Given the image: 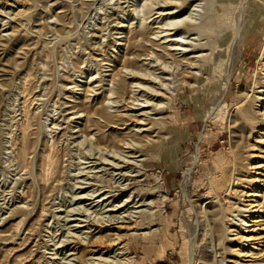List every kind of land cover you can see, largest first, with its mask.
I'll list each match as a JSON object with an SVG mask.
<instances>
[{
  "label": "rangeland",
  "instance_id": "1",
  "mask_svg": "<svg viewBox=\"0 0 264 264\" xmlns=\"http://www.w3.org/2000/svg\"><path fill=\"white\" fill-rule=\"evenodd\" d=\"M199 1L182 83L186 66L161 48L144 56L147 38L162 42L148 0H0V264H216L211 231L225 264H264V0ZM135 4L147 14L128 23ZM122 67L154 82L127 78L110 95ZM159 81L160 120L135 134L144 94L130 86L157 93ZM120 140L136 158L113 155ZM113 156L131 164L114 170ZM80 191L149 205L133 227L108 228L93 200L75 203ZM115 233L119 263L94 260L112 255L96 241Z\"/></svg>",
  "mask_w": 264,
  "mask_h": 264
},
{
  "label": "bare ground",
  "instance_id": "2",
  "mask_svg": "<svg viewBox=\"0 0 264 264\" xmlns=\"http://www.w3.org/2000/svg\"><path fill=\"white\" fill-rule=\"evenodd\" d=\"M142 1L143 0H141V2ZM148 2L150 4L149 5L150 7L145 5L146 8H144V9H147L148 13L153 12V10L157 11L155 14H157V18H160L161 24H160V27L158 28L160 30V32H156V33H162V35H161L162 36L161 37L162 42L156 44L154 38H152V37L147 38V40H145V43H146L145 47L148 46L149 48L147 51L148 53L144 56L150 57V60H151V57L157 55V54L154 55V51H153L152 47L161 48V53L164 54L167 58H169V60H171L173 63H175L176 67L174 68V71H177L178 67L181 65L186 66V67H184L185 69H181L180 75L182 78L181 82L187 83L186 79L190 78L188 76L192 75V74H189L187 72V70L190 69L191 66H192V68H194L193 65H194L195 61H192L191 58L186 59L185 56L188 54V53H186L187 48L192 47V49L194 50V47L196 46V44H194V43H196V41L198 40L197 37L199 34L197 32L198 31L197 29L201 28V27L195 23V15L198 12V10L200 9L199 7H200L201 3L199 0L198 1L197 0H148ZM186 5L188 7L186 8L187 10L185 12H182V11L176 12V10H174V9L182 10V8L186 7ZM142 8L143 7L140 5H136V4L134 5V9L132 8L133 9L132 10V14H133L132 16L133 17L129 18L130 20L128 21V23H130L132 20H134L136 17H138L139 14H141L142 12L145 13V11H142ZM180 12H182V13H180ZM145 14H147V13H145ZM141 16H143V15H141ZM121 27H123V26H121ZM123 30H124V28H123ZM156 33H151V34L154 36V35H156ZM133 36H132L133 37L132 39L138 38L136 40V43H138L137 46H139L140 43H143L144 39H143V35H142L141 30H137L135 32V35H133ZM194 36H196V37H194ZM191 40H192V42L190 43ZM160 44H163V46H161ZM192 51H190V52L192 53ZM138 57H140V56H137L135 59H137ZM197 57L198 56L192 57V59L197 58ZM183 60H186L185 65L182 64ZM176 63H178V65ZM146 74L145 73L141 74L139 72H135L134 70H129V69L122 67L121 70H119V72H116L112 75V78L109 81L110 83L113 84L112 88L108 90L109 94L110 95H117L119 93L125 94L124 91H126V79L127 78H130L133 81L134 80L145 81V82L149 81L152 84L154 81H152L151 79H147ZM115 77H116V79H115ZM165 78L163 79V81L169 80V79H165ZM227 78H228V75L226 76V81H227ZM159 82L161 84L159 85V87L157 89V91H158L157 93H154L155 90L153 91V89H151V88L150 89L146 88L140 82L134 84L133 86L132 85L130 86V88H134V90L129 91V92H131L132 96H135L137 92H139V93L142 92L144 94V95L140 96V97H143V100L140 102V104L135 105L138 108L133 109V112H135V114L128 116V118H130L129 120H131V122L133 124V126H132L133 131L132 132H135V134H140V133H145V132H147V134H148L149 129H147V128L144 129V126H145L144 124L147 122H150V124H154V122H156V121L158 122V120H160L159 118H152L154 115H156L153 112H155V110L159 109V106L154 105L153 102H151V100L154 99V97L158 98L160 96V93L162 90L166 89V85H162V81H159ZM148 91H150V94L148 93ZM149 98H150V100H149ZM134 100L139 101V99L138 100L133 99V101ZM108 104H109V101H107V105ZM148 108H150V109L147 110ZM111 115L106 110H101V112H100V116L103 117L105 119V121H108V119L110 117L112 118ZM119 142L121 143L119 145L121 150L118 152L112 151L113 155L118 153L119 156L122 155V158H128V159L129 158L130 159L136 158L133 155L134 154L133 153L134 148L136 147L133 144V142H131L129 140L128 141L127 140H120ZM98 149L101 150V148H98ZM124 153L126 154L125 156L123 155ZM119 160H120V158L114 159V156H113V159L109 162L108 166L110 165L111 168H113L114 170H120L122 168V164H124V163L125 164H128V163L131 164V162L126 161V160H123V159H121L120 161ZM129 173L130 172L127 171L125 173L117 174V176L118 175L119 176H118V181L116 184H118V186H123V187H124V185L126 186V184L122 185L121 180H123V177H128ZM126 180H128V179H126ZM79 189L84 190L85 187L83 188L80 186ZM79 193H81V195L76 196V198L74 200L75 203H78V205H79V203H81V201L84 199L93 200V203L95 202V207H97V209H98L97 211L95 210V212H97L99 214L100 225H105V227H108V228L113 227V228L120 229L122 225L126 226V227H133L136 224V220L138 218V215L141 216L143 213H145V210H136V209L139 207H144V206L146 207L149 205V203L138 205L129 196H127L119 204L112 205V203L114 201H113V199L111 200L112 196L109 195V192L98 193L96 195H95V193H97V192H94V191H91L90 195H88V193L83 194L82 191H80ZM96 198H97V200L94 201V199H96ZM93 205L94 204H92V206ZM150 206H151V203H150ZM76 208H78V207H76ZM74 211H78V209H73L72 212H74ZM69 213H68V215H69ZM72 214H70V215H72ZM201 214L205 218L204 220H207L206 219V210L203 207L201 209ZM67 220H65V221H67ZM207 225L208 224L205 223L204 226L207 227ZM68 229H70V227ZM207 229H210V228H207ZM212 234L213 233L211 231L210 241L208 242V244H209L208 248H210V251L213 253L214 258L216 260V264H225V258L226 257L224 256V253L217 254V251H218L217 250L218 249L217 244L220 242H218L216 244L215 239H214ZM240 239L244 240L245 242H249L252 240L251 236H244ZM96 245L105 247L106 250L109 251V254L112 253V255H110L106 258H102L103 253L102 254L100 253V255L97 258H95L94 260H96L98 262H108V260H110L111 262L119 263V261H120L119 256H121L123 254L122 251H124L123 246L117 247L118 245H120V236H118L116 234L114 240H106L105 238L101 237V238L97 239ZM92 252L97 253L99 251L94 250ZM55 258H56V256H55ZM68 261H70V260H68Z\"/></svg>",
  "mask_w": 264,
  "mask_h": 264
}]
</instances>
